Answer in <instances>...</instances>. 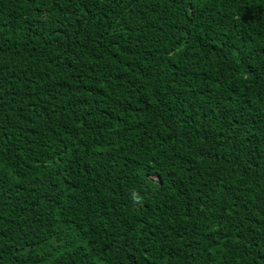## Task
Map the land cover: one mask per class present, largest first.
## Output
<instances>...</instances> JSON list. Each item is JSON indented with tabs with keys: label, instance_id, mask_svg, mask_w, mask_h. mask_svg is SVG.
Wrapping results in <instances>:
<instances>
[{
	"label": "trees",
	"instance_id": "1",
	"mask_svg": "<svg viewBox=\"0 0 264 264\" xmlns=\"http://www.w3.org/2000/svg\"><path fill=\"white\" fill-rule=\"evenodd\" d=\"M0 264H264V0H0Z\"/></svg>",
	"mask_w": 264,
	"mask_h": 264
}]
</instances>
